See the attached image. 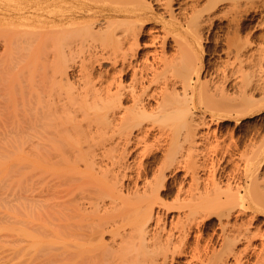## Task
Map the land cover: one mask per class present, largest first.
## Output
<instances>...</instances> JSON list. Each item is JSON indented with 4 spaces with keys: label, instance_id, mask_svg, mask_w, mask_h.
I'll use <instances>...</instances> for the list:
<instances>
[{
    "label": "bare ground",
    "instance_id": "6f19581e",
    "mask_svg": "<svg viewBox=\"0 0 264 264\" xmlns=\"http://www.w3.org/2000/svg\"><path fill=\"white\" fill-rule=\"evenodd\" d=\"M0 44L14 264H264L263 141L200 139L264 103V0H0Z\"/></svg>",
    "mask_w": 264,
    "mask_h": 264
},
{
    "label": "rangeland",
    "instance_id": "374dc122",
    "mask_svg": "<svg viewBox=\"0 0 264 264\" xmlns=\"http://www.w3.org/2000/svg\"><path fill=\"white\" fill-rule=\"evenodd\" d=\"M256 16L257 15H254V14L251 15V17H249L248 20L246 21V24L248 26L253 25L255 23L256 19L259 17V15L257 17ZM258 31L260 32V30L255 31V33L256 32L257 33L252 38V41H254L256 43L259 42V36H260L259 34L260 33ZM219 33L220 34L222 33L221 35H224L223 32H219ZM3 47L4 46L2 44H0V53L3 52ZM215 49H217V48H215L213 41H209L206 43V45H204L203 54H204L205 65H206V61L208 62L209 56H211V53H213ZM256 99L258 101H261L259 97H256ZM260 103L261 104H258V107H257V105L255 106V108L257 107L256 109L253 108L252 110H250L246 113H243V114L240 113L239 115H234L233 117H227L226 119H221L220 121L217 122V124L213 125L214 129H213V131L210 132V134L208 136L204 135V136L200 137V139L207 141V140H213L214 138L215 139L219 138L223 141L222 145L225 146L226 149L229 148L230 150H233L234 152H235L234 148H236L237 146L240 150L247 149L248 152H250L249 150H252L251 148H253V149L255 147L258 148L257 145L260 146L259 142L263 141V143H264V103L263 102H260ZM199 127L201 128V129L199 128L200 132H203V133L206 132L205 126H199ZM250 143H251V148H249ZM262 145L264 147V144H261V146ZM245 146L247 148H245ZM160 156H161V154L158 152L155 154V156H150L151 159L149 158L147 160L149 162L148 169L150 170V172L152 171V169L154 167V163H156V160H158L157 158H160ZM218 158H220V156H218ZM229 159H230V157H226L225 159H221L220 161H217V158L216 157L214 158L215 167L217 169V172H216L217 179L216 180H217V182L220 183L222 188L224 187V189H226L225 186L227 187V183H225L226 182L225 180L227 179L226 178L227 174L231 173L233 170L232 164H230V162H228ZM210 160H211V158H210ZM243 161H244V157H243ZM243 161L240 162L241 165L246 164V162L244 163ZM259 170H261V171H258V173L260 172V175H261L262 171L264 170V162L261 163ZM181 173L182 172H178L177 177H179V175ZM262 175L264 176V171H263ZM218 177H220V179L223 181V183L221 182V180ZM236 180H237V178H236ZM236 180L231 182L233 187L235 186V184H236V186H238L236 183ZM233 182H235V183H233ZM243 187L244 186H242V189L240 190L242 195H243V193H245ZM3 191H6L5 188L0 187V197L2 196L1 193ZM7 191L9 192V194L7 195V200H11L10 188ZM2 212H4V208H0V216H1ZM263 214H264V212H261L258 216L259 219L252 222L253 223L252 224L253 227L251 226L252 228H254V226L257 225L256 223H259L260 221H262V219L264 220ZM213 222H215V220H213ZM208 231H210V230H208ZM260 240L261 239L257 238L254 241V244L259 245L257 247H260V242H261ZM27 244H29V243L24 241V242H22L21 246H26ZM43 244L46 245L45 242L35 243L34 247L32 249L33 253H39V252H41V250H44ZM15 247H16V243L12 240V238L9 237V238H1L0 239V264H14L15 263L16 256H15V253L13 251ZM23 253H24V251L22 252V254ZM256 258L257 257H255V255H254V258H253V256L251 257L250 260H252L251 261L252 264L255 263V260H257Z\"/></svg>",
    "mask_w": 264,
    "mask_h": 264
}]
</instances>
